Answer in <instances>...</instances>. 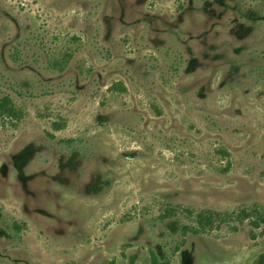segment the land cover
I'll return each instance as SVG.
<instances>
[{
  "label": "rangeland",
  "instance_id": "1",
  "mask_svg": "<svg viewBox=\"0 0 264 264\" xmlns=\"http://www.w3.org/2000/svg\"><path fill=\"white\" fill-rule=\"evenodd\" d=\"M3 95L0 264L264 252V0H0Z\"/></svg>",
  "mask_w": 264,
  "mask_h": 264
},
{
  "label": "trees",
  "instance_id": "2",
  "mask_svg": "<svg viewBox=\"0 0 264 264\" xmlns=\"http://www.w3.org/2000/svg\"><path fill=\"white\" fill-rule=\"evenodd\" d=\"M237 9V12H239L241 15H247V17H250L249 15H257L256 11H251L246 8H241V6H235ZM252 12V13H251ZM69 58L68 54H64L60 60L55 61V64L63 65L67 62ZM62 68V67H61ZM123 88V86H121ZM20 116V111L15 105V103L12 101L9 95H3L0 97V119H18ZM173 208L166 207L164 210V213L162 214V218L172 217L175 215ZM191 218L193 223L191 225H182L181 226V241L179 245H182L184 242V235L188 232L192 233H198L201 231H204L206 228L210 227L213 224V221L216 217L215 214L209 212V211H200L195 214H191ZM179 245H176L173 252L176 251L179 247ZM151 263L152 264H169L168 260L159 261L157 257L153 254L151 257ZM256 264H264V252L260 253L256 259Z\"/></svg>",
  "mask_w": 264,
  "mask_h": 264
}]
</instances>
